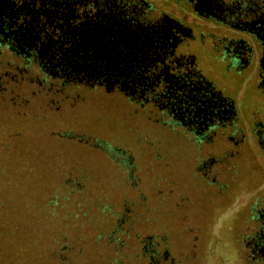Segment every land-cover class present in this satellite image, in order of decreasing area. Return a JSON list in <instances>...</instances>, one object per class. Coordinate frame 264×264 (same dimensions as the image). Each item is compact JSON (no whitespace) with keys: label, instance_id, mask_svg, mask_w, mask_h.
<instances>
[{"label":"rangeland","instance_id":"rangeland-1","mask_svg":"<svg viewBox=\"0 0 264 264\" xmlns=\"http://www.w3.org/2000/svg\"><path fill=\"white\" fill-rule=\"evenodd\" d=\"M37 90H2L0 264H149L147 237L159 264H264L246 262L241 243L264 191L263 150L199 146L92 88L66 101ZM64 134L118 147L131 164ZM209 155L223 161L204 175Z\"/></svg>","mask_w":264,"mask_h":264},{"label":"flooded vegetation","instance_id":"flooded-vegetation-1","mask_svg":"<svg viewBox=\"0 0 264 264\" xmlns=\"http://www.w3.org/2000/svg\"><path fill=\"white\" fill-rule=\"evenodd\" d=\"M19 82L58 101L78 87L122 96L199 146L217 137L238 156L245 145L264 151V0H0V101ZM64 135L131 164L118 147ZM222 161L209 155L197 170ZM250 211L241 243L257 263L264 191Z\"/></svg>","mask_w":264,"mask_h":264},{"label":"trees","instance_id":"trees-1","mask_svg":"<svg viewBox=\"0 0 264 264\" xmlns=\"http://www.w3.org/2000/svg\"><path fill=\"white\" fill-rule=\"evenodd\" d=\"M86 140V139H85ZM86 141H88L89 143H93L92 141H91V139H87ZM97 142H99L100 143V141L99 140H97ZM145 242V241H144ZM152 241H151V239L148 237L147 238V242L145 243L146 245H147V250H144V253L147 255V258H148V263L149 264H159L158 263V261L155 259L156 257H154L151 261H150V258H149V255H153L154 254V251L153 250H157V247L155 246V244L154 243H151ZM154 256V255H153ZM114 264H120L119 262H118V260H116L115 261V263Z\"/></svg>","mask_w":264,"mask_h":264}]
</instances>
